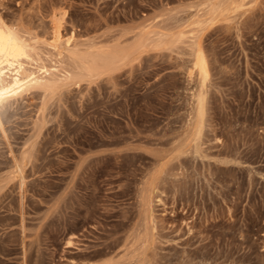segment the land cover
<instances>
[{"label":"rangeland","instance_id":"374dc122","mask_svg":"<svg viewBox=\"0 0 264 264\" xmlns=\"http://www.w3.org/2000/svg\"><path fill=\"white\" fill-rule=\"evenodd\" d=\"M217 1L0 0L3 19L41 40L57 18L80 47L131 29L167 38L101 76L59 81L37 136L42 91L6 105L13 147L33 154L21 189L0 164V264H264V0L209 14ZM193 43L209 70L190 141ZM7 151L0 133V160Z\"/></svg>","mask_w":264,"mask_h":264},{"label":"bare ground","instance_id":"6f19581e","mask_svg":"<svg viewBox=\"0 0 264 264\" xmlns=\"http://www.w3.org/2000/svg\"><path fill=\"white\" fill-rule=\"evenodd\" d=\"M229 4L230 0H218L217 3L213 5L212 9L210 8L212 12L209 14H213L215 13L214 11H218L219 9L225 10ZM52 22L53 31L51 39L41 40L40 36L38 39V34L35 33L36 31L33 30L35 33V35H33L31 30L29 31L25 29L21 21L8 23L2 18V16H0V133L5 139V144L8 148V159H5L4 161L0 160V164L5 163L12 168V172L18 177L20 189L25 185L27 178L25 169L29 162H31V156L33 153L31 148L24 147L20 152H17L13 147L2 119V113L7 114V111L10 109L7 108L6 105L10 104V106H12L15 102L19 101L25 93L34 89L41 90L43 95L42 102L36 111V118L32 120V130L37 136L47 122L45 120L46 97L48 96V93L55 88L59 81L74 82L84 77L94 78L113 71L128 62L135 61L141 51L149 47L150 43L155 39L150 35L151 32H149L148 29H140L138 31L131 29L129 31H124L125 33L121 34L112 44H103L104 41H102L103 43H97L96 41H90L88 39L89 42H87V44L85 42L86 46H81L84 47L81 48L80 44L82 45V41H80V43L79 41H76L73 34L68 36L63 35L61 22L58 21V18L57 20L53 19ZM154 34L159 35L158 31H155ZM164 36L165 34L159 35L156 39L161 40L163 43V40H167ZM175 40L177 41L178 39ZM194 41L196 40L194 39ZM173 42L174 41H172V43ZM162 43L160 44L162 45ZM193 48L195 54L193 55V65L191 64L193 70L190 72V76L192 77V74L196 73L197 77L200 79L201 87H197V89L192 92V105L190 106L191 110L188 114L189 119L188 121H185V123L187 122L185 128L186 139H189L190 141L200 138L202 134V123L204 121L202 109L204 106L203 102L205 95L204 85L205 77L209 70L207 60L203 55L200 46L194 45L193 43ZM18 108L19 107H17V109ZM142 186L144 187V184H142ZM141 190L142 195L141 193L139 195L142 197L141 200L143 205L149 203L150 206L153 199H155L152 195L151 189H149L148 193L145 192L146 189H141L140 187V191ZM156 198H158L157 195ZM158 201H162L161 198H158ZM142 214L144 215V213ZM151 215L152 214L150 213L149 216ZM138 235H140V233ZM143 237H145V235ZM137 260L138 259H136V262L140 261Z\"/></svg>","mask_w":264,"mask_h":264}]
</instances>
